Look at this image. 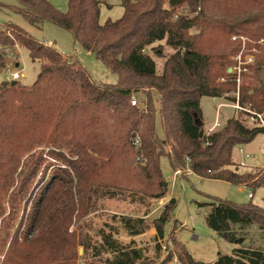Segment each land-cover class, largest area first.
<instances>
[{
  "label": "trees",
  "instance_id": "obj_1",
  "mask_svg": "<svg viewBox=\"0 0 264 264\" xmlns=\"http://www.w3.org/2000/svg\"><path fill=\"white\" fill-rule=\"evenodd\" d=\"M15 1L31 25L50 22L66 30L117 80L95 83L78 62L16 26L0 25V45L17 43L40 63L31 86L0 83V251L7 246L0 264H75L81 259L77 245L84 257L89 253L102 264H142L144 251L134 239L150 228L156 231L155 243L168 233L179 264H208L195 261L176 240L173 198L148 224L112 215V224L93 244L77 242L68 229L103 198L127 193L131 201H143L135 194L164 198L169 181L161 171L162 158L172 171L181 170L182 178L189 170L202 179L264 188V167L239 172L232 155L235 147L264 134V126H248L251 114L239 110L245 118L232 116L204 134L200 107L203 97L221 98L264 113V0H123L122 16L103 24L98 0H68L64 13L47 0ZM180 8L187 9L185 14H178ZM236 36L248 39V55L254 58L239 75L232 60L241 49L239 40H231ZM155 43L172 50L160 74L150 55L163 56ZM6 66L0 54V75ZM132 88L148 90L141 108L130 105L137 91ZM46 157L66 168L56 166L39 176ZM196 205L205 211L206 226L229 244L236 245L253 227L264 232V208L251 202L211 198ZM121 232L128 243L117 239ZM212 264H264V248L238 246L218 254Z\"/></svg>",
  "mask_w": 264,
  "mask_h": 264
},
{
  "label": "rangeland",
  "instance_id": "obj_2",
  "mask_svg": "<svg viewBox=\"0 0 264 264\" xmlns=\"http://www.w3.org/2000/svg\"><path fill=\"white\" fill-rule=\"evenodd\" d=\"M47 1L59 12H66L68 0ZM98 1L101 2L99 14V22L101 24L107 20H117L122 16L123 8L121 4L123 0ZM19 8L20 6L15 0H0V25L16 26L39 43L49 46L59 53L64 52L66 55L74 57L75 61L84 68L93 82L98 84L116 83V76L97 61L94 55L86 52L79 45H75L69 32L50 22H45L41 26L31 25L18 13L17 9ZM185 11H187L186 8H180L177 12L185 14ZM236 37L241 43V49L237 55L232 57V60L234 62L233 70H236L237 75H239L240 71L247 72V69L242 70L241 68L252 65L254 63V58L248 55V39L243 36ZM259 43H261V41ZM153 47L163 55L159 57L155 53H150L155 63L156 73L160 74L165 57L170 55L172 50L165 47L163 43H155ZM15 54L24 75L18 85L21 87H29L36 79L40 69V63L32 61L29 58L28 51L23 47H20L18 53L16 52ZM238 68L240 71H238ZM2 81H5L4 72L0 75V83ZM131 90H137L134 92L133 97L138 101V107L141 108L146 98L144 93H148V90H146V88H132ZM149 92L153 99L158 98L154 91ZM236 98H238L237 94ZM221 104L224 105L221 106ZM236 104L238 105V103H228L221 98L203 97L200 100L204 122L202 133H208L207 129L214 123L215 118L218 119L220 125L232 116L245 118V116H242L238 112L240 109L236 107ZM246 119L248 126L254 125V121L249 118ZM221 127H215V129L218 130ZM212 128L214 129V126ZM155 129L158 136L162 137L158 115H156ZM165 150L167 153L170 151L168 147H166ZM232 155L235 164L238 165L234 169L239 172L249 170L257 171L263 168L264 134H259L247 145L235 147ZM138 165L139 164L135 161L133 166ZM46 166H49V168L46 169ZM56 166L66 168L61 162L46 157L39 171V176L42 172H46L45 174L49 175ZM160 167L163 176L168 180L172 174V169L167 158H162L160 160ZM249 194L253 197L249 198ZM127 195L129 194L127 193L126 195L113 199H101L94 212L78 220H73L68 229V234H73L77 242L83 241L85 244H93L98 240L97 234L99 231L107 230V226L112 224V215L143 218L148 224L159 216L163 206L173 198L177 202L173 212L174 226L176 228L174 235L176 240L184 245L186 251L195 261L212 264L216 260L218 254H230L232 249L238 246L264 248V232L257 230L255 227L251 228L246 233L240 234V239L236 245L225 242L206 226L204 222L205 211L197 208L196 205V203L208 202L211 198H214L228 201L236 205L251 202L264 208V188H258L253 191L246 186H237L221 181L202 179L193 174H187L181 178L180 182L176 183L174 192L171 194L170 190H168L166 196L162 199H154L145 197L141 194H135V198H141L143 201H131ZM166 198L169 199L166 201ZM155 234L156 231L150 228L143 236L134 239L137 247L144 251V263L142 264H179L173 254V251L175 252L176 250L173 248V245L169 243L168 233L166 232L164 238L156 243L152 240ZM117 239L123 244L130 241L123 232L119 234ZM6 249L7 246H5L3 251H0V259L3 258ZM75 250L78 256L81 257L75 264H102L100 261L89 257V253L84 257L82 246L77 245ZM169 258L171 259L168 262L167 260H169Z\"/></svg>",
  "mask_w": 264,
  "mask_h": 264
},
{
  "label": "built area",
  "instance_id": "obj_3",
  "mask_svg": "<svg viewBox=\"0 0 264 264\" xmlns=\"http://www.w3.org/2000/svg\"><path fill=\"white\" fill-rule=\"evenodd\" d=\"M178 14L180 15V13H178ZM237 39H238L237 37H232L233 41H236ZM19 49H20V46L17 43H14L13 46L0 45V54L2 55L4 60L7 62V66L4 69V71H3L5 73V81L7 83H10V84L14 83V84L18 85L19 81L24 76L23 72H22V69L20 68V65L18 63V60L16 59V54H15L16 52L18 53ZM59 54L62 57L66 58V59H69L70 61H75L74 57L68 56L64 52H61ZM238 71H240L239 68H238ZM133 96H134V93H132V95H131L130 105L134 106V107L135 106L138 107V101ZM236 107L238 109H240V110H244V111L250 113L251 114L250 117H249L250 120L258 123L260 126H264V113L258 114V113L250 112L247 109L240 108L239 105H237ZM215 127H219L218 122H216L214 124V128ZM212 129H210L209 131H212ZM133 145L136 148H139V142H138L137 139H134ZM240 165L245 167L242 164H240ZM186 172H187V174H192L191 171H189V170H187ZM181 176H182V171L177 169V170L172 171V174L168 178L169 190H170L171 194L175 190L176 183L180 182V180L182 178ZM248 197L251 198L252 195L249 194Z\"/></svg>",
  "mask_w": 264,
  "mask_h": 264
},
{
  "label": "crops",
  "instance_id": "obj_4",
  "mask_svg": "<svg viewBox=\"0 0 264 264\" xmlns=\"http://www.w3.org/2000/svg\"><path fill=\"white\" fill-rule=\"evenodd\" d=\"M74 44H75V45H78V44L75 43V42H74ZM223 105H224V104H221V106H223ZM202 117H203V114H202ZM216 122H218V124H219L218 119L215 118L214 123H216ZM214 123H213V124L207 129V132H208L207 134H209V133H211V132L217 130V129L214 128V129H212V131H209V130L214 126ZM223 124H224V123H223ZM223 124H222V125H223ZM222 125L219 124V127H221ZM168 199H169V198H166L165 200L167 201Z\"/></svg>",
  "mask_w": 264,
  "mask_h": 264
},
{
  "label": "water",
  "instance_id": "obj_5",
  "mask_svg": "<svg viewBox=\"0 0 264 264\" xmlns=\"http://www.w3.org/2000/svg\"><path fill=\"white\" fill-rule=\"evenodd\" d=\"M231 70L229 69L228 72H230ZM12 85H14V83H12Z\"/></svg>",
  "mask_w": 264,
  "mask_h": 264
}]
</instances>
